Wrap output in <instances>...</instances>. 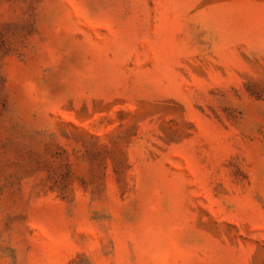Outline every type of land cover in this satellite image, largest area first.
Listing matches in <instances>:
<instances>
[{
  "label": "rangeland",
  "instance_id": "rangeland-1",
  "mask_svg": "<svg viewBox=\"0 0 264 264\" xmlns=\"http://www.w3.org/2000/svg\"><path fill=\"white\" fill-rule=\"evenodd\" d=\"M0 264H264V0H0Z\"/></svg>",
  "mask_w": 264,
  "mask_h": 264
}]
</instances>
